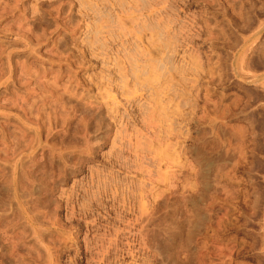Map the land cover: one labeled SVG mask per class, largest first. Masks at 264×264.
<instances>
[{"label":"rangeland","instance_id":"374dc122","mask_svg":"<svg viewBox=\"0 0 264 264\" xmlns=\"http://www.w3.org/2000/svg\"><path fill=\"white\" fill-rule=\"evenodd\" d=\"M0 264H264V0H0Z\"/></svg>","mask_w":264,"mask_h":264}]
</instances>
